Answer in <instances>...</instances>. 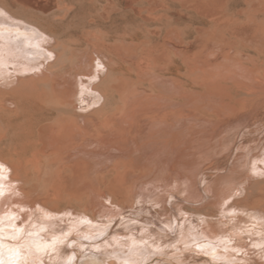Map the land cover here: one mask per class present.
<instances>
[{
  "label": "bare ground",
  "instance_id": "6f19581e",
  "mask_svg": "<svg viewBox=\"0 0 264 264\" xmlns=\"http://www.w3.org/2000/svg\"><path fill=\"white\" fill-rule=\"evenodd\" d=\"M99 1L101 0H9V2L0 0V13H2L0 14V164L4 165L6 170L4 172L5 179L0 181L4 192V195L0 196V229H2L0 231V245H2L0 247V264H25L29 257L38 255L47 258L52 251H56V255H54L56 257L54 258L51 254L48 256L50 260L61 258L62 247L58 246V243L64 244L63 240L67 235L62 237L57 233H62L64 230L70 233L68 235H71L72 232H79L80 228L82 229V224H78L76 219L80 218V222H82L81 220L90 222L96 219L93 212L91 214L87 211L88 207L86 210L79 207L82 195L95 194L101 207L111 212L114 211L120 207L119 202H122L120 198L126 192L127 182L140 179L148 172L150 173V167L157 160L156 158L181 157L182 140L188 141L186 143L194 141L197 144L203 143V145L208 141L212 145V152L218 148L217 146L214 148V136L211 135L194 139L195 137H186L187 134H183L185 131L174 134L171 128L179 126L177 125L181 117L179 110L174 112L171 110L174 108L170 107L171 103L162 104L159 99L158 102H149V106L137 109L139 116L134 115L130 123L132 130H128L126 128L128 125L125 124H122V127L125 126L126 130L118 128L117 123L120 118L117 121L104 112V114L100 112L105 109L107 98L106 94L99 90V87L101 89L102 83L108 82V77L111 78L112 71L109 66L112 60L109 59L107 53L101 50L102 48L96 46L97 44H91L96 46L93 58L89 56L78 58L74 47L70 48L68 43L62 41L64 38L68 40L79 36L78 27L80 26L74 27L73 19L78 13L85 10L92 17ZM114 1L116 0H106L107 4L103 10L114 4ZM119 2L122 4L123 1L119 0ZM8 3L14 8L17 7V11H14ZM126 3L130 5L133 1L127 0ZM52 5H57L58 11L50 13ZM61 13L63 16L59 18ZM107 17L109 18L108 14ZM17 20L22 22L19 21V23ZM43 21L46 24H43ZM91 25H93L91 18L83 25L82 33L85 34L86 39L91 37ZM254 28L256 30L253 33L254 37L248 39V42L251 41L258 46L259 43L255 42V38L259 33L264 32V25H257ZM65 29H70V31H63ZM85 29H90L89 32L87 31V35ZM61 30L63 36L58 35ZM260 37L261 39L257 38V40L262 46L261 51L262 49L264 51V36ZM240 39L242 38L240 37ZM225 42L227 41L225 40ZM214 44L216 43L214 42ZM121 45L123 46V44ZM123 49L125 50V48ZM131 53L134 55L132 51ZM210 54L212 53L210 52ZM242 54L236 59L232 55L233 60L229 58V54L224 56L221 61L223 62L221 66H223L224 76L226 77L227 72L232 76L231 72H233L234 77L239 80H247V82L249 78L253 82L252 80L258 77L260 80L254 82H258L259 87L263 86L264 88V54L254 59L245 54L242 56ZM111 85L113 86V84ZM116 87L115 89H117ZM105 88H103L104 91ZM255 95L253 106L250 109H245L243 105L244 108L236 106L238 110H230L228 105H219V107L221 106L220 110L222 112L236 111L233 112V117H237L238 113L249 115L248 111H252L256 116L264 119V90L255 92ZM164 99L167 100V98H163V101ZM113 100L117 101L114 98ZM127 104L125 106L128 107ZM110 107L109 105V110ZM114 117L118 116L114 114ZM262 119L256 123L254 121V124L244 126L237 133H230L216 140L220 147L224 144L227 157L238 156L242 161L243 172L238 176L236 185L232 187L231 191L229 190L228 197L229 200H234L229 210L244 201L245 213L242 216L235 212L231 214L232 217L224 215L226 220H221L222 225L219 226L221 232L217 234H211L206 225L202 230L205 239L201 237L202 235L200 236V233L193 232V227H189L193 224L182 228L179 236L175 239H168L167 235L154 229H148L149 233L142 230L141 237L137 235L134 237L135 235L131 234V239L125 235L126 233H121L128 238L127 241H121L115 246L110 242L109 245L112 249L100 246L98 249L101 252L96 251L99 252L96 255L100 256L86 259L82 264H139L143 261L142 254L144 253H156L154 250L160 252L176 246L185 250L189 247L192 249L189 245L195 239L208 241L212 247L216 243L217 247L223 250L236 248V251L244 253V249H249L246 255L251 259L244 257L248 259L247 262L249 264H264V205L262 204L263 200L261 201L264 199V168H262V166L264 167V121ZM181 125L183 126V123ZM158 127H161L159 132L161 138L155 139L148 148L151 152L147 154L139 150L134 156L133 147H130L129 142L135 146L137 139L142 137L145 132L148 131L149 136H152V131L155 128L158 130ZM193 135L195 136V134ZM202 135L201 133L200 136ZM246 138H250V140L245 143L243 141ZM140 141L142 139H139ZM179 143L182 150L179 149L176 152ZM208 148L206 147L207 150ZM203 151L205 152V150ZM210 153L207 154L206 160L201 157L202 160L210 161ZM215 153L214 151V157ZM109 155L114 159L111 160L112 157ZM260 162L262 166L259 165ZM146 170L148 172L145 173ZM197 184H201V180ZM34 187L38 188L37 193L32 191ZM157 188L158 186H146L144 187L146 193L143 194L150 196ZM91 197L93 196L91 195ZM64 204L65 208L61 210V206ZM25 207H30L35 210L36 214L38 213L39 218L35 223L40 228L31 227L30 224L26 223V225L22 222H19L20 224L13 223L18 218L12 219L13 222H11L12 220L9 221L8 217H4H11V214L14 216L16 208L19 211ZM72 209L76 211L73 215L78 216V218L75 217L76 223H66L68 225L61 226L63 230H54V222L48 219L54 214L71 213ZM242 223H248V225L243 226ZM202 224L204 225L203 222ZM43 225H46V229L50 228L48 230H51L50 234L46 235L49 233L48 231L44 233L41 231L45 227ZM58 226L60 227V225ZM226 226L228 228H225ZM125 229L127 231L129 227ZM83 231L87 232L89 228L84 227ZM89 233L91 232L89 231ZM155 235L159 238L156 236L153 239L152 237ZM7 239H12L13 242H7ZM22 239L23 242H21ZM146 239L149 241L145 242ZM53 240L55 243H49ZM233 242L235 245L232 244ZM138 243H143L145 249ZM37 245L42 250L37 251ZM196 245L205 247L200 244ZM117 246L118 248H115ZM16 250L19 251V256L14 255ZM114 252L120 254L116 257L110 256ZM252 255H255V258L251 257ZM222 256L226 258L228 254H222ZM119 259L121 260L119 261Z\"/></svg>",
  "mask_w": 264,
  "mask_h": 264
},
{
  "label": "rangeland",
  "instance_id": "374dc122",
  "mask_svg": "<svg viewBox=\"0 0 264 264\" xmlns=\"http://www.w3.org/2000/svg\"><path fill=\"white\" fill-rule=\"evenodd\" d=\"M6 1L9 2V0ZM120 1H123L122 4L119 0H116L114 1L115 6L111 4V6L109 5V7H106V10H103L107 4L106 0L99 1L98 4H96V10L92 13V17L86 10L78 13L75 19H73V24L74 27L80 26L78 27L80 29H78L79 36L75 39L68 40L63 37L64 39L62 40L68 43L70 48L74 47L78 58H84L86 56L93 58L96 46H98L100 49L102 48L101 50L107 53L109 59L112 60L109 66V69L112 71L111 78L108 77L109 81L107 80L108 82L102 83L103 87L101 85V89L99 87V90L106 94L105 97L107 98V103H105L104 106L106 110L103 109L100 112H104L107 116L115 118L117 121L118 118L122 120L121 122L124 121L121 123L119 119V124L117 123V125H119L118 128L121 127L122 130H126V128L132 130L130 123L134 115L137 114V109H141L143 106H149V102H158L159 99L162 104L171 103L170 107H174L171 108L174 112L179 110L181 115L179 119L180 122L177 124L179 126L171 128L174 134H177L175 132L179 134L185 131L183 134H187L186 137H195L194 139L211 135L214 136V148L216 146L218 148H215L212 152V145H210L208 141L203 145V143L197 144L194 141L186 143L188 141L185 142L182 140L183 151L181 157L170 156L171 158L169 159L168 157L156 158L157 160L150 167V173L146 170L144 172L148 173L142 176V178L129 181L130 183L127 182V188H125L126 192L124 191L125 194H122V198H120L123 204L119 202L120 207L112 212L105 210L98 204L99 201L98 199L96 200L95 194L86 193L82 195L83 197L79 203V207L83 210H86L88 207L87 211L96 215L95 221L85 222L81 220L82 222H80V218L76 219L75 217L78 218V216L73 215V213L76 212L73 209L71 213L52 215L48 220L54 222L53 226L56 227L54 228L52 226L54 230H63L62 227L68 225L66 223H76V220H78V224H82V229H78L79 232H72L71 235H68L70 233L66 232V230L62 233H57V235H62V237H64V235L68 236H65L63 240L64 244L62 242L58 243V246L62 247V257L59 258L60 260L58 258L54 259L56 257L54 256L56 255V251H52V253L50 252V254H48V256L51 254L54 256L51 260L48 256L47 258L46 256L42 258L37 255L29 257L25 264H48V262H50V264H82L86 259L100 256L96 255L101 252L98 249L100 246L112 249L109 244L112 243L115 246L121 241H127L128 238L121 233H126L125 235H128L131 239V234L133 236L135 235L134 237H141L143 235L141 233L142 230H145L147 233L148 229L157 230L161 234L167 235L169 237L168 239H175L179 236L182 228L193 224L189 227H193V232L200 233V236L202 235L201 237L205 239L202 230L206 225L208 226L206 228H208L211 234H217L221 232V228L219 227L222 225L221 220H226V218L223 217L224 215L231 216V214L235 212L239 216H242L245 213L244 201L229 210L234 200L228 199L232 187L237 183L238 176L243 172L242 161L238 156L227 157L228 154H226L227 151L224 150V144H222L221 148L218 143H216V140L230 133H237L244 126L254 124V121L256 123V121H260L262 118L256 116L255 112L253 113L252 111H248L249 115L238 113L237 117H233V112L236 111L222 112L220 107L222 105H228L230 110H235L236 106L237 108H244L245 106V109H250L253 106L254 97H256L255 92H263L264 88L263 86L259 87L258 82L255 83L260 80L258 77L254 78V80L251 79L253 82H251L249 78L247 82V80H239L234 77L233 72H231L232 76L227 72V74H225L226 78L222 71L223 66H221V64L223 62L221 61L227 54H229V58L232 60L238 58L242 53V56L245 54L252 59L264 54L262 53L264 52L263 49L261 51L262 46L260 45V41L257 40V38L261 39L260 36H264V34H262L264 32H258L259 34L255 38V42L259 43L258 46L260 48L256 44L255 46L251 41L248 42V39L254 37L253 33L256 31L254 27L257 25H264V0H129L133 1L130 5L126 3L127 0ZM115 2L120 6L116 5ZM8 5L14 11H17V7H12L10 3H8ZM56 11H58V6L52 5V7H50V13ZM196 12L201 13L204 18L206 17L209 28L207 35V71L202 73L199 71H189L190 68L186 64L185 59L181 56V53L179 54V52L183 50L184 43L187 44L190 37L189 33H187L189 31L187 24L184 22L189 21L190 17ZM107 14L109 18H106ZM61 16H63L62 13L59 18H61ZM90 18L93 20V25H91V37L89 39L87 38L88 42L82 30L83 25ZM19 21L22 22L21 20ZM43 24L46 23L43 21ZM155 27H158V30H156V34H153L152 28ZM169 27H175L176 33L167 35L166 32ZM70 29L72 30L73 28L71 27ZM70 29H65L63 31H70ZM89 30L90 29L84 30L86 35ZM244 33L245 35L243 36ZM58 35L63 36L62 30L59 31ZM153 36L158 37L161 44H164L166 47L170 46L165 49V51H160L159 67L157 62H155L156 64L153 66V56L150 53V43ZM169 37L172 39L171 43L168 42ZM240 37L242 39H240ZM225 40L227 42H225ZM214 42L216 44H214ZM91 44L97 45L92 46ZM121 44H123V46ZM144 46H147L149 50L143 48ZM123 48H125V50ZM131 51L134 55H132ZM210 52L212 54H210ZM232 55L235 57L233 58ZM214 61L216 62L214 63ZM157 67L159 68L158 72L152 70ZM111 84H113V86ZM117 85L119 86L118 88L116 87ZM121 85L124 86L122 87ZM115 87L118 90L115 89ZM103 88H105V91ZM247 91L250 93L248 94ZM113 98L117 101L114 102ZM163 98H167V100L164 99L163 101ZM111 103L114 104L112 105ZM126 104L128 107L125 106ZM109 105L111 106L110 110ZM219 105L221 106L219 107ZM176 107L177 109H175ZM114 114L118 117H114ZM262 121H264V119H262ZM181 123H183V126ZM122 124L128 126L125 128V126L122 127ZM155 129L152 131V136H149L147 131L143 134L144 137L146 136V139L143 136L139 137L135 146L133 143L129 142L131 144L130 147H133L132 153L134 152V156L137 155L139 150L147 154L151 152L148 148L154 143L155 139L161 138L159 133L161 127H158V130ZM189 132L192 133L190 134ZM201 133L203 134L202 136H200ZM193 134H195V136ZM123 136L126 137L127 135ZM139 139H142V141L139 142ZM147 139L148 141L150 140V142H148ZM248 140H250V138L244 139L243 142L246 143ZM142 146H144L143 150ZM136 147H139L138 150ZM206 147H209L208 150ZM180 148L181 144L175 151H179ZM203 150H205V152ZM214 151L217 153V155L215 153V157ZM210 152L213 153V155H211ZM209 153L211 156L210 161L202 160L201 157H204L203 159L206 160L207 154ZM116 154L118 155V153ZM113 159L112 157L111 160ZM259 165L262 166V163L260 162ZM262 168L264 167L262 166ZM198 180H201V184H199L200 187L197 184V182H199ZM150 185L158 186L159 189L157 188L153 191L150 196H145L144 194L146 191L144 187ZM32 191L37 193L38 188L34 187ZM91 195L93 197H91ZM123 195L126 196H124L125 199ZM261 201L264 205V199H261ZM62 208H65V204L61 206V210H63ZM19 211L20 213H17ZM19 211L16 208V215L14 214L13 216V214H11V217H4H8L7 219L9 221L18 218L16 221L13 222L12 220L11 222L27 223L28 225L30 224L31 227L36 226L40 228L37 226V223H35L39 215L38 213L36 214L34 209L25 207V209L21 208ZM206 218L207 220H205ZM57 224L60 225V227ZM242 225L247 226L248 223H242ZM43 226L45 227H42V230L40 229L43 233L50 229H46V225ZM196 226H198V229H196ZM227 226L229 227V225ZM227 226L225 228H228ZM84 227H88L91 233H89V231H83ZM127 227H129V230H127L128 233L125 229ZM138 230L141 231L139 232ZM50 231H48L49 233H46V235L50 234ZM156 236L157 235L152 238L155 239ZM40 237L41 236H39V238ZM157 237L159 238V236ZM23 239L20 241L23 242ZM144 241L148 242L149 240L146 239ZM247 241L249 242V240ZM7 242H13V240L7 239ZM49 243L51 242L49 241ZM196 244L205 247L202 248ZM232 244L235 245L234 242ZM138 245H141L145 249L143 243H138ZM189 246H191L192 249H189V247L186 250L182 248V250L179 246H176L160 252L154 250L156 253H144L142 254L143 261L139 264H249L247 258H250V256L246 255L249 249H244V253L236 251V248L223 250L217 247L216 243H214L212 247L209 245L208 241L198 239H195ZM115 248H118V246ZM97 250L99 251L98 253L96 252ZM119 254V252H114L111 253L110 256L116 257ZM222 254H228V257L224 258ZM251 257L255 258V255ZM120 260L121 259H119V261Z\"/></svg>",
  "mask_w": 264,
  "mask_h": 264
},
{
  "label": "crops",
  "instance_id": "0c3cea01",
  "mask_svg": "<svg viewBox=\"0 0 264 264\" xmlns=\"http://www.w3.org/2000/svg\"><path fill=\"white\" fill-rule=\"evenodd\" d=\"M184 23L187 24V28L189 30L187 33H189L190 37H189V41H187V44L184 43L183 50L180 51L179 54L181 53V56H183L185 61L187 60L186 64L190 68L189 71L191 72L199 71L200 73L205 72L207 71V63H208V59H207L208 37L207 35L209 31L208 22L206 21V17L204 18V16H202L201 13L196 12L192 17H190L189 21H186ZM157 28L156 27L152 28L153 34L157 33L156 32V30H158ZM166 33L167 35H171V33L175 34L176 33L175 27L174 28L169 27ZM168 40H169L168 41L169 43L172 42V39L170 37ZM150 44H151L150 53L153 56V59H152L153 66L154 64H156L155 62H157V65H158L160 62V51L161 50L165 51V49H167L170 46L166 47L164 44H161L160 39L154 36L152 37V41ZM147 46H144L143 48L149 50ZM168 52L170 53L169 50ZM158 67L153 68L152 70L155 72L156 71L158 72L159 71Z\"/></svg>",
  "mask_w": 264,
  "mask_h": 264
},
{
  "label": "snow or ice",
  "instance_id": "6c2138e0",
  "mask_svg": "<svg viewBox=\"0 0 264 264\" xmlns=\"http://www.w3.org/2000/svg\"><path fill=\"white\" fill-rule=\"evenodd\" d=\"M0 14H2V13H0ZM5 171H6L5 166L0 164V181L5 179V176H4ZM3 195H4L3 185L0 184V196H3ZM0 231H2V229H0ZM28 235H31V233H28ZM13 238H15V237H13ZM51 243H55V240H53ZM0 247H2V245H0ZM40 250H42L41 247L39 245H37V251H40ZM14 255L19 256L20 255L19 251L18 250L14 251Z\"/></svg>",
  "mask_w": 264,
  "mask_h": 264
}]
</instances>
